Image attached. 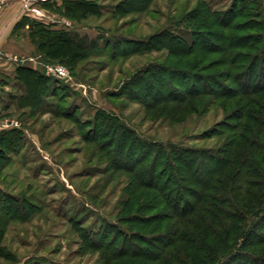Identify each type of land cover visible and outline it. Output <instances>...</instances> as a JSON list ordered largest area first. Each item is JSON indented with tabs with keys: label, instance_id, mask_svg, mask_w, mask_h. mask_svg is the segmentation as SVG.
<instances>
[{
	"label": "rangeland",
	"instance_id": "374dc122",
	"mask_svg": "<svg viewBox=\"0 0 264 264\" xmlns=\"http://www.w3.org/2000/svg\"><path fill=\"white\" fill-rule=\"evenodd\" d=\"M91 1L98 6L96 15L80 24L49 9L52 19L27 16L28 24L32 20L48 24L58 20V27L76 34L89 48L88 56L73 72L62 64L69 78L47 76L60 87L53 92L49 89L43 107L18 106L19 100L14 98L21 94L17 81L3 68L10 69V62L20 61L0 54V131L15 132L0 158V202H5L0 204L10 212L2 240L3 253L9 259L0 257V264H124L127 259L109 258L122 245L131 250L137 246L154 256L150 260L138 258L137 264H264V201L258 218L240 212L232 236L229 230L207 224L211 225L209 230L198 221L178 231L167 210L157 221L153 210L136 217L124 208L128 201L124 190L131 186L132 176L112 169L130 165L124 154L127 149L121 148L123 154L119 153L125 143L109 137V123L116 121L120 127L116 134L127 135L123 131L127 129L152 152L158 142L192 148L216 146L217 139L203 137L224 121L226 101L215 103L206 113L192 114L180 124L158 120L139 104V89L125 88L147 65L172 64L175 59L166 58V50L124 55L139 42L144 43L142 50L147 49L150 36L164 30L190 43L194 11H204L200 16L210 19L232 3L237 2L240 8L242 1L151 0L146 12L124 15L116 11L124 0ZM249 6V15L257 13V20H264L263 8L257 11ZM245 14L234 22L255 21ZM140 78L148 79L147 75ZM252 84L256 85V80ZM64 96L67 98L60 104ZM137 144L135 156L143 148ZM146 200L143 204H149ZM137 203H141L139 197ZM212 235L221 242L214 241Z\"/></svg>",
	"mask_w": 264,
	"mask_h": 264
},
{
	"label": "trees",
	"instance_id": "16d2710c",
	"mask_svg": "<svg viewBox=\"0 0 264 264\" xmlns=\"http://www.w3.org/2000/svg\"><path fill=\"white\" fill-rule=\"evenodd\" d=\"M57 1L40 3V7L65 16L76 24L90 15H96L98 6L91 0H59L60 5ZM150 1L124 0L116 11L123 15L144 13ZM241 1L240 8L237 9V2L232 3L224 12L212 14L211 20L200 16L204 11H194L189 16L193 20L190 24V43L164 30L150 36L145 45L147 49L142 50L144 43L139 42L140 46L138 44L124 55L128 57L166 50V58L175 59L172 64L165 61V64L147 65L130 79L125 88L139 89L142 93L138 96L139 104L147 115H156L158 120H166L172 125L180 124L188 116L206 113L215 103L226 101L224 121L216 126L211 135L203 137L217 139L216 146L212 148L158 142L152 146L155 148L152 152L146 149L144 140H135L127 129L123 130L129 133L127 135L116 134L120 129L116 121L109 123V137H118L125 143L119 147V153L123 154L121 148L127 149L124 154L130 165L110 164L113 170H121L132 176L131 186L124 190L128 196L124 208L136 217L153 210L152 217L157 221L161 212L165 214L167 210L170 211L166 213L168 219L176 221L178 231L187 225L192 226L193 222L197 225L198 221L209 230L211 225L223 231L229 230L228 235L232 236L235 223L240 220V212L258 218L263 211L264 20H257V13L255 16L249 15L248 6L257 11L263 8L264 14V5L262 0ZM245 3L247 6H244ZM245 13L255 21L234 22ZM26 20L27 16L22 17L15 29L27 26L40 65L36 69L26 64L16 67L15 79L25 90V94L18 98V106L43 107L49 89L53 92L60 84L57 81L53 83L43 73L41 65L63 64L73 72L77 63L88 56L89 48L83 39L68 34L64 29H56L51 24L36 20L28 24ZM143 75H147L148 79H141ZM253 80H256V85L252 84ZM66 98L64 96L59 100L60 104ZM56 114L70 119L67 114ZM9 132L0 131V158L3 149L13 142L11 133L15 132ZM136 144L143 147L138 149L140 153L137 156L134 150ZM138 197L141 201L139 204ZM145 199L149 200V204H143ZM4 206L0 204V257L9 259L2 246L5 226L10 218L9 210L1 208ZM208 219H211L209 223ZM246 232L244 236H247ZM212 238L217 243L221 242L218 236L212 235ZM137 248L134 246L135 250H131L122 245L109 258H124L130 260H125L124 264H137L138 258L150 260L154 257Z\"/></svg>",
	"mask_w": 264,
	"mask_h": 264
},
{
	"label": "crops",
	"instance_id": "0c3cea01",
	"mask_svg": "<svg viewBox=\"0 0 264 264\" xmlns=\"http://www.w3.org/2000/svg\"><path fill=\"white\" fill-rule=\"evenodd\" d=\"M48 1L52 0H39L25 5L22 0H0V54L4 55L6 58H13L15 62H24L33 69L38 68L40 65L39 58L36 55V49L30 40L28 31H26L27 28L17 30L15 29V25L24 16L32 15L35 17L37 15L36 12H40L43 18L46 16L52 19L48 11L40 8V3ZM57 4L60 5L59 0ZM43 22L48 23L45 20H43ZM50 22L53 28L62 29L58 27V20ZM71 35L75 36L76 34L72 33ZM19 63L14 64L10 62V69L3 68L4 70L1 68L2 64L0 63V72H2V70L3 72L9 70L10 74L13 73L12 78H15V68L22 65V63ZM15 83L18 92L21 93L14 97L18 99L25 94V90L21 84L18 82Z\"/></svg>",
	"mask_w": 264,
	"mask_h": 264
},
{
	"label": "built area",
	"instance_id": "2783aa9c",
	"mask_svg": "<svg viewBox=\"0 0 264 264\" xmlns=\"http://www.w3.org/2000/svg\"><path fill=\"white\" fill-rule=\"evenodd\" d=\"M25 5H28L29 3L37 2L39 0H22ZM38 16H41L40 12H36ZM42 71L46 76L55 77L58 79H64L69 78L68 76V70L65 68V66L61 64H54V63H45L42 64Z\"/></svg>",
	"mask_w": 264,
	"mask_h": 264
}]
</instances>
